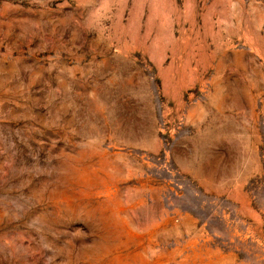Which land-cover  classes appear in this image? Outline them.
I'll use <instances>...</instances> for the list:
<instances>
[{
	"label": "rangeland",
	"instance_id": "374dc122",
	"mask_svg": "<svg viewBox=\"0 0 264 264\" xmlns=\"http://www.w3.org/2000/svg\"><path fill=\"white\" fill-rule=\"evenodd\" d=\"M0 264H264V0H0Z\"/></svg>",
	"mask_w": 264,
	"mask_h": 264
}]
</instances>
